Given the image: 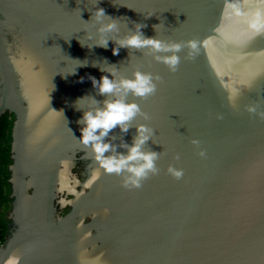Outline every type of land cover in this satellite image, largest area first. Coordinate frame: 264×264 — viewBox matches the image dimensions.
Listing matches in <instances>:
<instances>
[{
	"label": "water",
	"instance_id": "obj_1",
	"mask_svg": "<svg viewBox=\"0 0 264 264\" xmlns=\"http://www.w3.org/2000/svg\"><path fill=\"white\" fill-rule=\"evenodd\" d=\"M96 7L118 19L110 38L139 22L145 36L196 48L182 47L173 72L147 49L81 46L95 42L84 30L96 33ZM109 68L160 76L153 94L128 95L149 118L105 138L126 153L137 124L153 129L144 150L160 153L159 171L139 187L78 139L83 111L108 98L89 76ZM6 113L15 119L0 264H264V0H0Z\"/></svg>",
	"mask_w": 264,
	"mask_h": 264
},
{
	"label": "clouds",
	"instance_id": "obj_2",
	"mask_svg": "<svg viewBox=\"0 0 264 264\" xmlns=\"http://www.w3.org/2000/svg\"><path fill=\"white\" fill-rule=\"evenodd\" d=\"M91 12L92 15L89 20L95 22L96 33H88L87 29L84 31L87 40L95 42L85 44L78 39L81 46L107 48L109 41H113V55H118L120 48L147 49L153 59L166 64L169 70L173 72L176 70L180 60L177 53L182 47L187 46L193 50L196 48L194 41L180 43L164 41L155 36H145L142 28L146 25L139 22L135 23V30H129L127 35L110 38L108 34L119 32L118 19L106 14L103 7H96ZM89 20L84 21L88 22ZM159 53L170 54L160 55ZM79 65H85V63ZM100 70L104 71L103 68ZM107 71L110 76L101 75L99 79L89 76L93 87L98 93L108 98L103 100L102 106L83 111L82 116L77 121V123L82 124L78 139L85 147L91 148L95 160L107 172L126 173L124 176L125 186L139 187L141 181L150 173L156 174L159 171L155 162L159 158L160 153L144 150V145L153 135V129L143 123L137 124V135L133 143L131 145H122L127 148L126 153L117 152V146L108 142L105 138L112 129L118 126L121 132H127L130 122L137 115L143 116L144 119L149 118L147 113L142 112L139 104L128 100V95L131 94L132 96L143 98L153 94L157 89V82L160 80V76L136 69L132 71L130 77L121 75L119 78H115V70L113 68H109ZM80 80L83 81V77ZM92 103L96 104L97 101L93 98ZM60 111L63 113V110ZM249 111H255V108H249ZM192 142L194 144L199 143L195 139ZM200 154L203 155L204 153L201 152ZM168 171L177 178L182 175V170L171 165Z\"/></svg>",
	"mask_w": 264,
	"mask_h": 264
},
{
	"label": "trees",
	"instance_id": "obj_3",
	"mask_svg": "<svg viewBox=\"0 0 264 264\" xmlns=\"http://www.w3.org/2000/svg\"><path fill=\"white\" fill-rule=\"evenodd\" d=\"M14 114L6 113L0 118V244L5 243L8 232L7 213L11 209V142Z\"/></svg>",
	"mask_w": 264,
	"mask_h": 264
}]
</instances>
